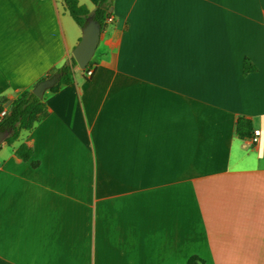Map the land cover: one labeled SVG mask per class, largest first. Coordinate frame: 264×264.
I'll return each mask as SVG.
<instances>
[{
  "label": "crops",
  "instance_id": "crops-1",
  "mask_svg": "<svg viewBox=\"0 0 264 264\" xmlns=\"http://www.w3.org/2000/svg\"><path fill=\"white\" fill-rule=\"evenodd\" d=\"M110 10L92 75L76 66L0 144V264H264V0ZM77 26L63 0H0L2 109L72 56Z\"/></svg>",
  "mask_w": 264,
  "mask_h": 264
},
{
  "label": "trees",
  "instance_id": "trees-1",
  "mask_svg": "<svg viewBox=\"0 0 264 264\" xmlns=\"http://www.w3.org/2000/svg\"><path fill=\"white\" fill-rule=\"evenodd\" d=\"M63 2L69 14L81 27L85 24L86 18L91 15L99 23L100 30H102L106 25V18L112 14V11L110 10L112 0H97L92 11H90L85 5L79 4L77 0H63ZM76 66L77 64L73 56H70V58L60 67L51 71L46 77L58 72H61V76L57 83H55L48 90L52 92L56 91L61 84L70 82L72 80V74ZM243 67L244 71H250L253 69V66L247 59L244 60ZM1 109L2 106L0 104V111ZM45 112L46 104L43 97L38 98L31 91V89H25L21 91L11 101L7 107L6 114L0 121V130L5 128L10 129V134L4 141L8 143L12 142L17 138L21 130L32 128L35 122L38 121L45 114ZM236 131L240 136H249L252 131L251 121L243 116L238 117L236 121ZM31 153V148L25 144H21L16 150V154L24 160L28 159ZM195 259L197 260L198 257L196 255H192L189 258L187 264H193V260Z\"/></svg>",
  "mask_w": 264,
  "mask_h": 264
},
{
  "label": "water",
  "instance_id": "water-1",
  "mask_svg": "<svg viewBox=\"0 0 264 264\" xmlns=\"http://www.w3.org/2000/svg\"><path fill=\"white\" fill-rule=\"evenodd\" d=\"M100 32L99 23L91 15H89L86 18L85 24L81 28L80 39L71 51L72 56L80 69L85 68L93 56L99 41ZM60 76L61 72H58L38 81V83L32 87L31 91L38 98H42L45 90L57 83ZM9 134V128L0 130V144L8 137Z\"/></svg>",
  "mask_w": 264,
  "mask_h": 264
},
{
  "label": "built area",
  "instance_id": "built-area-1",
  "mask_svg": "<svg viewBox=\"0 0 264 264\" xmlns=\"http://www.w3.org/2000/svg\"><path fill=\"white\" fill-rule=\"evenodd\" d=\"M107 20H112V17L111 16H108L107 17ZM90 63V61H89ZM87 67L86 68H83L82 71L84 72V75L86 77H90L93 73V68H94V65H92L91 63L90 64H87L86 65ZM7 112V109L6 108H3L1 109L0 111V121L2 120L3 116L6 114ZM259 135H260V130L258 128H253L252 131H251V135H250V140L255 143L258 141L259 139Z\"/></svg>",
  "mask_w": 264,
  "mask_h": 264
},
{
  "label": "rangeland",
  "instance_id": "rangeland-1",
  "mask_svg": "<svg viewBox=\"0 0 264 264\" xmlns=\"http://www.w3.org/2000/svg\"><path fill=\"white\" fill-rule=\"evenodd\" d=\"M78 28H80L81 29V27L78 25L77 26ZM191 257V256H190ZM189 257V258H190ZM198 257V256H197ZM189 258H188V260H189ZM199 259V260H198ZM198 259L196 260H193V264H200V263H202V259L200 258V257H198ZM188 260H187V262H188ZM187 264V263H186Z\"/></svg>",
  "mask_w": 264,
  "mask_h": 264
}]
</instances>
